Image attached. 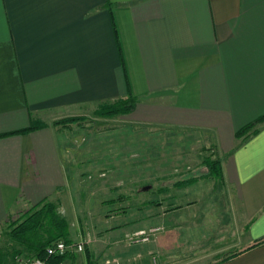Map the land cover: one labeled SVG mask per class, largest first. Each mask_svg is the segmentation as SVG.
Here are the masks:
<instances>
[{"label": "crops", "instance_id": "0c3cea01", "mask_svg": "<svg viewBox=\"0 0 264 264\" xmlns=\"http://www.w3.org/2000/svg\"><path fill=\"white\" fill-rule=\"evenodd\" d=\"M127 99L135 124L206 135L221 189L157 208L177 242L93 261L264 264V0H0V228L73 180L53 122Z\"/></svg>", "mask_w": 264, "mask_h": 264}, {"label": "rangeland", "instance_id": "374dc122", "mask_svg": "<svg viewBox=\"0 0 264 264\" xmlns=\"http://www.w3.org/2000/svg\"><path fill=\"white\" fill-rule=\"evenodd\" d=\"M118 102L53 122L67 148V162L73 165V180L51 200L69 222L68 243L83 245L80 252H68L72 264H86L89 254L92 258L141 254L162 232L177 242L178 226L162 230L161 219L154 221L157 208L178 209L181 187L195 182L196 189L208 195H218L221 189V174L212 173L209 166L210 161L220 162L219 153L206 135L135 124L129 114H97ZM29 210H19L0 228L3 264L33 257L10 237V225ZM171 258L176 261L170 264H181V249ZM154 264H159L157 259Z\"/></svg>", "mask_w": 264, "mask_h": 264}, {"label": "trees", "instance_id": "16d2710c", "mask_svg": "<svg viewBox=\"0 0 264 264\" xmlns=\"http://www.w3.org/2000/svg\"><path fill=\"white\" fill-rule=\"evenodd\" d=\"M134 108L135 103L132 99L119 100L114 105L103 106L97 111V114L101 116H112L117 113L129 114ZM262 120H264V117ZM42 126L41 123H33L31 127L22 132L35 130ZM253 127L254 124H250L242 128L237 132L236 136L242 137L246 135ZM209 166L212 173L222 174L220 162L210 161ZM10 228H12L10 232L11 239L24 246L29 252H32L33 257L45 258L47 246L54 241L62 239L70 242L69 222L65 216L59 213L56 204L49 200L33 206L21 220L13 222ZM19 254L21 252L17 251L16 255ZM4 256L5 253L0 250V264L4 263ZM69 256V253L62 256H51L49 260L51 264H62ZM233 257H235V254L229 258ZM13 264L17 263L13 261ZM86 264H96L90 254L87 256Z\"/></svg>", "mask_w": 264, "mask_h": 264}, {"label": "built area", "instance_id": "2783aa9c", "mask_svg": "<svg viewBox=\"0 0 264 264\" xmlns=\"http://www.w3.org/2000/svg\"><path fill=\"white\" fill-rule=\"evenodd\" d=\"M73 250L80 252L83 250V245H73L64 240H57L47 246L45 258L20 256L16 260L17 264H51L49 260L51 256H62Z\"/></svg>", "mask_w": 264, "mask_h": 264}, {"label": "water", "instance_id": "95a60500", "mask_svg": "<svg viewBox=\"0 0 264 264\" xmlns=\"http://www.w3.org/2000/svg\"><path fill=\"white\" fill-rule=\"evenodd\" d=\"M148 189V187H144V190H147Z\"/></svg>", "mask_w": 264, "mask_h": 264}]
</instances>
